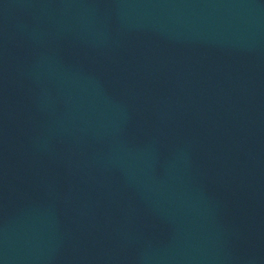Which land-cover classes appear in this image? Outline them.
Segmentation results:
<instances>
[{
  "label": "water",
  "instance_id": "obj_1",
  "mask_svg": "<svg viewBox=\"0 0 264 264\" xmlns=\"http://www.w3.org/2000/svg\"><path fill=\"white\" fill-rule=\"evenodd\" d=\"M0 264H264V0H0Z\"/></svg>",
  "mask_w": 264,
  "mask_h": 264
}]
</instances>
